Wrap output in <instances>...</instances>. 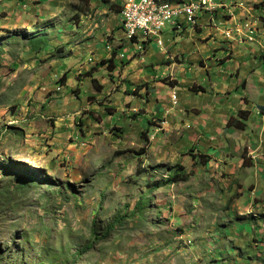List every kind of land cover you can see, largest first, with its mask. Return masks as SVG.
<instances>
[{
  "label": "rangeland",
  "instance_id": "obj_1",
  "mask_svg": "<svg viewBox=\"0 0 264 264\" xmlns=\"http://www.w3.org/2000/svg\"><path fill=\"white\" fill-rule=\"evenodd\" d=\"M125 1L0 0V264H264L253 210L264 197L250 195L264 191V117L251 112L247 133L221 117L215 140L196 147L183 129L207 113L197 91L215 77L204 59L186 72L178 57L156 66L192 46L170 26L161 47L147 42L141 57L130 44V62L97 66ZM247 140L263 162L239 174ZM177 170L188 179L167 184Z\"/></svg>",
  "mask_w": 264,
  "mask_h": 264
},
{
  "label": "crops",
  "instance_id": "obj_2",
  "mask_svg": "<svg viewBox=\"0 0 264 264\" xmlns=\"http://www.w3.org/2000/svg\"><path fill=\"white\" fill-rule=\"evenodd\" d=\"M215 1L218 3H224L226 7L218 8L207 13H202L200 15V24L197 27L185 25L184 31L178 32L174 30L172 26H170L175 34L182 33L191 38L190 41L192 46L190 47L187 42H183L180 51H178L180 53L176 52V50H168V52H163L161 54V57L159 58L160 61L157 62L156 65L158 66L159 63H161L163 60H173L175 57H178L180 60H184L183 64L181 65L182 67L180 71L185 70L186 72V70L188 69L197 67L198 64H200V62L204 59V61L206 62L203 63V65L205 64L204 66L200 67L202 68L201 71H203L204 74L206 73L207 75H214L215 80L210 79V81L207 82L210 86V90L202 85L204 92H200L203 93L206 98V101L203 104H205L208 108L207 113L200 115L199 117H188L189 119L187 122L189 126L184 127L183 129L185 134L189 133V137H192V139H196V142L193 144H196V147L198 148L203 145L202 139H206V141L210 142V144L215 140V137L218 135L219 130V128L216 130V126L221 120V117L224 119L225 124L230 117H237V112L239 110H247L250 112L249 115H251L252 112V115H255L259 120H262L264 117V114L261 115L258 112L259 110L257 108L258 105L264 106V94H261L264 91V0H250L251 2L253 1L252 5L247 4L248 7H245L243 9L238 8V6L240 5L239 3L242 0ZM243 1L248 3L247 1L249 0ZM231 4L235 6H231ZM117 18L119 20L120 28V13ZM256 19L257 21L255 23ZM248 21L250 23H253L254 25L258 24V26H246ZM248 28L253 29L255 38V41L253 42H249L247 38L251 33V30H248ZM80 30H83V28ZM121 32L122 31L120 29L117 33H115V36H117V38L109 45H112V47L116 49L115 51L117 52V55L115 57V63L117 60H121L120 53H124L126 51V47L129 46L128 43L122 40L123 36ZM238 32H242L243 34L237 35ZM227 33H229V37L233 35L237 38V40H235L234 42H231L229 40L231 42L229 43L230 47L223 46V43H221L226 42L223 39L226 37ZM90 34L92 33L88 32L86 34L87 38L90 36ZM196 35H198L199 37H195ZM222 36L223 39L221 40L220 37L222 38ZM239 37L243 38L244 40L247 39V42H239ZM206 38H208V40L205 41ZM197 41H199V46ZM151 43L152 42H150V44ZM150 44L146 46V51ZM239 44H250L248 46L249 50H247V53H244L241 49L236 48V45ZM128 49H130V47ZM199 52L201 55H199ZM112 54L113 53L109 52L106 55H102L101 59H109ZM249 54H251L252 57H247V55ZM99 59L100 58H98L97 60ZM124 59L130 61L131 57L126 55ZM185 62L188 64H185ZM97 63L98 62H96V64ZM173 64H176V62H173ZM173 64L167 67H172ZM185 65H187L188 69L184 68ZM145 66L155 67L153 64H145ZM258 83H260L261 86H259ZM254 85H257V87L259 88L258 91L253 90L252 87ZM250 88H252V94H250L248 91L250 90ZM239 92L246 94H244L243 96H239ZM253 111L256 113H254ZM190 122H193L195 127H191ZM197 126L199 129H204V131L202 132V134L204 133V136H199V133L197 132ZM195 129L196 133L194 132ZM219 131L221 132V130ZM247 132L248 131H245V133ZM227 134L231 135V130H228ZM252 144L249 140H247L244 148L248 146V149L250 150L247 155L248 158L242 157L241 160L237 161L240 169L238 170L239 174H245L248 170L255 171L259 163L263 162L259 160L260 153L257 151V147L260 148L259 142H256L254 146ZM243 158L246 159V164L244 165ZM210 163L205 165L208 166ZM154 172L157 173L156 170ZM238 173L236 174L238 175ZM170 174H172V172H170ZM239 183L244 184L243 182ZM245 188L246 187H243L242 189ZM257 189V187H253L250 191V195H253V198H256L258 200V196L263 195L264 197V191H262V194H259V190ZM241 192L243 193V191ZM250 202L251 201H248V203ZM258 205L259 206L255 207L253 210L259 208L260 211L263 210L261 215H264V209H262L261 203H259Z\"/></svg>",
  "mask_w": 264,
  "mask_h": 264
},
{
  "label": "built area",
  "instance_id": "obj_3",
  "mask_svg": "<svg viewBox=\"0 0 264 264\" xmlns=\"http://www.w3.org/2000/svg\"><path fill=\"white\" fill-rule=\"evenodd\" d=\"M225 7L224 3L215 0H129L120 19L122 40L132 47L143 44V51L138 52L142 57L147 42L156 40L161 47L163 44L161 34L168 25L179 32L185 25L197 27L202 13ZM144 32H151L150 40L144 39ZM253 34L251 30L250 40H254ZM107 48L112 49L110 46Z\"/></svg>",
  "mask_w": 264,
  "mask_h": 264
},
{
  "label": "trees",
  "instance_id": "obj_4",
  "mask_svg": "<svg viewBox=\"0 0 264 264\" xmlns=\"http://www.w3.org/2000/svg\"><path fill=\"white\" fill-rule=\"evenodd\" d=\"M123 9V8H122ZM121 15H122V13H121ZM170 26V25H169ZM174 29V28H173ZM175 30V29H174ZM147 39H151V36L149 37V35H147ZM147 44V43H146ZM145 48H146V46H145ZM116 50V49H115ZM116 55H117V52L116 51H114L113 52V54H112V56L109 58V59H103V60H101L98 64H96L97 66H100V67H102V66H107L108 67V69L109 70H112V72H114L115 70H116V63H115V57H116ZM123 55L124 56H126L127 54H125V53H123ZM121 61V63H124L125 62V60L124 59H122V60H120ZM129 61V60H128ZM127 61V62H128ZM130 61H131V59H130ZM129 61V62H130ZM127 62L126 63H124V64H127ZM64 77H65V75H64ZM145 88V87H144ZM204 92V89H203V87H201L200 86V90L199 91H197V92ZM134 92H136V91H134ZM135 94V93H134ZM257 108H258V112L261 114V115H263L264 114V106H262V105H258L257 106ZM249 114H250V112L249 111H247V110H239L238 112H237V117H230L229 119H228V121H227V123H226V128H237V129H239V130H245V128H246V123H245V121L246 120H248V118H249ZM192 156H195L194 154L192 155ZM199 158H200V160H201V163L202 164H207L210 160H209V156L208 155H199ZM245 158H243V161L245 162ZM178 166V165H177ZM173 177H168L166 180H165V182L167 183V184H170V183H172V182H177V181H179V180H187L188 179V176H187V174H185L184 172H182V171H175L174 172V174L172 175ZM229 202H232L231 200H229L228 201V203ZM232 204V203H231ZM260 238L261 237H258V239L259 240H257V242H259L260 244H261V240H260ZM263 248V246L262 245H259V244H256V249L257 250H261Z\"/></svg>",
  "mask_w": 264,
  "mask_h": 264
},
{
  "label": "clouds",
  "instance_id": "obj_5",
  "mask_svg": "<svg viewBox=\"0 0 264 264\" xmlns=\"http://www.w3.org/2000/svg\"><path fill=\"white\" fill-rule=\"evenodd\" d=\"M231 6H234L233 4H231ZM120 14H121V12H120ZM121 29V28H120ZM248 30H252L253 31V29L252 28H248ZM182 31H184V29L182 30ZM182 31H180V32H182ZM179 32V31H178ZM250 35H251V33H250ZM253 37H254V34H253ZM248 39H249V36L247 37ZM244 40V39H243ZM244 41H246L247 42V39L246 40H244ZM253 41H255V38H254V40ZM109 45V44H108ZM108 45L106 46V48L108 47ZM130 45V44H129ZM112 49L111 50H109L108 48V50L110 51V53H113L114 51H115V49H114V47H112V46H110ZM130 47H131V45H130ZM129 48V47H128ZM121 55H123V53H120V58H123L124 57V55H123V57L121 56ZM245 164V162L243 161V165ZM163 178H165V177H163ZM167 178V177H166ZM264 208V207H263ZM258 221H259V219H257ZM261 221H262V226H261V228H264V215H262V219H260ZM262 231L264 232V230L262 229Z\"/></svg>",
  "mask_w": 264,
  "mask_h": 264
},
{
  "label": "bare ground",
  "instance_id": "obj_6",
  "mask_svg": "<svg viewBox=\"0 0 264 264\" xmlns=\"http://www.w3.org/2000/svg\"><path fill=\"white\" fill-rule=\"evenodd\" d=\"M128 2H129V0H126L125 2H124V5H123V9L121 10V13L123 14L124 12H125V6L128 4ZM144 35H149V37H150V35H151V32H144Z\"/></svg>",
  "mask_w": 264,
  "mask_h": 264
}]
</instances>
